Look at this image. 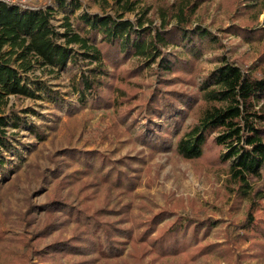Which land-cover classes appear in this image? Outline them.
<instances>
[{
	"label": "trees",
	"instance_id": "1",
	"mask_svg": "<svg viewBox=\"0 0 264 264\" xmlns=\"http://www.w3.org/2000/svg\"><path fill=\"white\" fill-rule=\"evenodd\" d=\"M96 1L102 14L84 11L73 21L66 15L63 32L53 24L55 10L48 2L25 7L0 1V188L22 166L15 153L14 165L5 154L26 146L11 132L20 129L21 118L10 96L35 97L43 90L60 107L78 92L79 108L68 106L70 116L87 107L113 112L105 140L138 129L137 137L153 155L172 151L198 170L208 165L204 146L216 134L222 153L209 173L218 180L225 176L222 188L236 195L235 211L247 203L246 215L227 226L225 244L209 241L212 218L178 213L192 206V199H170L137 218L131 199L141 177L116 167L126 157L65 148L44 177L52 186L46 203L29 202L16 220L26 230L10 236L5 223L12 214L0 204V264H197L213 254L224 264L264 262V188L251 182L264 177V0ZM215 7L225 17L219 33L205 25V15ZM231 36L237 47L252 48L248 69L231 60L224 41ZM209 54L217 65L205 73L203 59ZM80 65L86 71L72 75L66 97L28 75L37 69L76 71ZM37 135L44 138L45 129ZM15 244L22 250L3 260Z\"/></svg>",
	"mask_w": 264,
	"mask_h": 264
},
{
	"label": "rangeland",
	"instance_id": "2",
	"mask_svg": "<svg viewBox=\"0 0 264 264\" xmlns=\"http://www.w3.org/2000/svg\"><path fill=\"white\" fill-rule=\"evenodd\" d=\"M9 1L25 7H39L42 1L48 2L55 10L52 21L60 32L64 31L63 23L66 15H70L73 21L76 16L81 15L84 11L92 16L104 12V9L96 0H64V6L60 0ZM107 10L112 12L110 8ZM210 11L208 15H205V25L213 32L219 33L225 17L217 7L210 9ZM126 17L136 19L135 13H128ZM224 41L229 44L228 50L232 57L231 60H236L238 65L244 69L252 66V48L249 45H239L237 47L238 41L234 39V36ZM212 56L209 54L203 59L205 73L217 65L216 62L211 60ZM83 71H86V67L80 65L76 71L67 69L61 71L60 74H50L37 69L34 73L28 75L34 79L37 78L36 80L43 84L49 85L52 91H61L62 95L65 96L67 91L72 88V75H81ZM155 76L153 74L149 80L155 81ZM201 82L202 78L199 77L198 83ZM36 86L38 84L33 85L34 88ZM79 97L78 92H72L69 97V104L57 107L43 90L37 91L35 97L10 96V105L14 106L15 111L21 118L20 129L12 127L11 132L14 133V138L16 137V139L26 143V146H18L15 152L5 154L7 163L14 165L15 153L16 159H19L22 165L19 173L13 172L10 182L5 183L0 188L2 209L12 214L11 219L5 223L9 235H17L23 229H27V227L18 226L19 221L16 220L19 218V214L28 210L29 202L32 205L46 203L52 186L44 181V177L51 175V171L55 166L53 160L59 157H55L57 152L65 148H79L98 150L111 156L114 160L126 157L125 162L118 164L116 167L131 176L141 177L140 183L142 184L136 189V196L131 199L133 202L132 213L137 218H145L156 212L159 207L164 206L170 199L176 197L192 199V206L186 204L187 207L178 209V213L182 216L212 218L214 229L209 241L225 244L227 226L231 225V228H233L235 224L242 222L246 215L247 203L244 202L240 210L235 211L236 195L226 193L222 188L225 176L218 180L216 174L209 173L208 166L219 165L222 153L221 147L215 143L214 137L216 134L208 136L207 143L204 146V160L208 165L203 164L202 169L198 170L197 166L182 160L172 151L153 155L137 137L138 129L133 133L130 131V134H126L121 138L111 134L108 140H105L103 132L112 124L113 112L94 110L87 107L76 111L70 116L67 113L68 106L79 108ZM260 105L264 107V99H262ZM8 115L12 117V112H8ZM14 120H16L15 117L11 120V124L14 123ZM142 121L140 127L144 124ZM40 128L45 129L46 136L44 138L37 135ZM13 143L18 144V141ZM251 182L253 184L260 182L264 188V177L262 181L252 178ZM73 198H75L74 195ZM194 210H202V212L198 214ZM38 215L40 216V214ZM12 219L15 221H12ZM16 245L8 246L9 251L4 253L3 260H8L12 251L19 250L18 252H20L22 250ZM197 264H224V261L219 260L217 254H213ZM245 264H264V262L247 260Z\"/></svg>",
	"mask_w": 264,
	"mask_h": 264
},
{
	"label": "water",
	"instance_id": "3",
	"mask_svg": "<svg viewBox=\"0 0 264 264\" xmlns=\"http://www.w3.org/2000/svg\"><path fill=\"white\" fill-rule=\"evenodd\" d=\"M1 1V0H0Z\"/></svg>",
	"mask_w": 264,
	"mask_h": 264
}]
</instances>
